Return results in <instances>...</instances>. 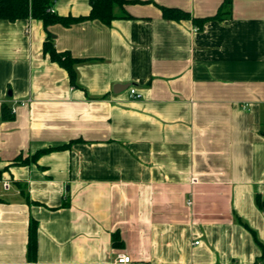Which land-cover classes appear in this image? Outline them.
I'll list each match as a JSON object with an SVG mask.
<instances>
[{
  "label": "crops",
  "instance_id": "0c3cea01",
  "mask_svg": "<svg viewBox=\"0 0 264 264\" xmlns=\"http://www.w3.org/2000/svg\"><path fill=\"white\" fill-rule=\"evenodd\" d=\"M127 1L110 26L48 28L83 60L77 85L41 21L0 20V264H264V0L202 30L162 7L210 18L225 0Z\"/></svg>",
  "mask_w": 264,
  "mask_h": 264
},
{
  "label": "trees",
  "instance_id": "16d2710c",
  "mask_svg": "<svg viewBox=\"0 0 264 264\" xmlns=\"http://www.w3.org/2000/svg\"><path fill=\"white\" fill-rule=\"evenodd\" d=\"M58 0H0V20L16 22L19 20L35 19L43 23L45 30L47 31V41L44 44L45 53L48 54L52 61L58 63L69 74L71 83L77 85V71L76 65L83 60L74 58L69 52H59L54 46L51 33L48 28L52 25L60 24L65 27H71L74 24L86 22V21H99L105 26H110L112 22L118 17L115 15V6L123 7L129 3L127 0H92L91 11L88 16L75 18L72 16L62 17L57 15L53 11V7ZM233 0H225L221 5L219 12L216 16L210 18H193L189 12H186L178 8L162 7L163 17L169 21L180 22L183 20H192L194 25L202 30L205 24L212 20H220L223 15H228L232 8ZM10 111L4 109V117L11 118ZM67 146L59 148H50L46 150L38 151L31 158L23 160L19 157L16 159L17 165H29L32 162H36L42 155L50 151H58L65 149ZM2 179V172L0 171V180ZM259 206L264 211V203L259 200ZM37 231V222L32 221L30 227V248L31 253H35L36 244L35 236ZM113 246L116 248H122L124 246L120 234L115 233L113 235Z\"/></svg>",
  "mask_w": 264,
  "mask_h": 264
},
{
  "label": "built area",
  "instance_id": "2783aa9c",
  "mask_svg": "<svg viewBox=\"0 0 264 264\" xmlns=\"http://www.w3.org/2000/svg\"><path fill=\"white\" fill-rule=\"evenodd\" d=\"M129 95L132 100H140L142 98V94H140L136 88H130L129 89ZM28 101H15L11 110L12 114L16 113V107L19 105H26ZM198 180L196 178L192 179V183H197ZM3 187L8 190L10 188V184L8 182H3ZM188 205H191V202H188ZM196 244H199V242H196ZM131 257L125 255V254H120L117 258L116 263L118 264H129L131 263Z\"/></svg>",
  "mask_w": 264,
  "mask_h": 264
},
{
  "label": "water",
  "instance_id": "95a60500",
  "mask_svg": "<svg viewBox=\"0 0 264 264\" xmlns=\"http://www.w3.org/2000/svg\"><path fill=\"white\" fill-rule=\"evenodd\" d=\"M118 87H122V86H121V85H119V86H117L116 88H118ZM124 87H126V89H127V88H129V85H128V86H124Z\"/></svg>",
  "mask_w": 264,
  "mask_h": 264
}]
</instances>
